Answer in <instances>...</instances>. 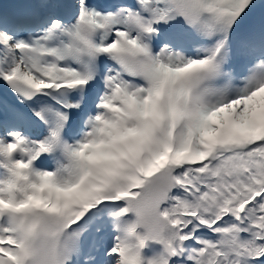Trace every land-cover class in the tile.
<instances>
[{"label": "snow or ice", "instance_id": "6c2138e0", "mask_svg": "<svg viewBox=\"0 0 264 264\" xmlns=\"http://www.w3.org/2000/svg\"><path fill=\"white\" fill-rule=\"evenodd\" d=\"M0 264H264V0H0Z\"/></svg>", "mask_w": 264, "mask_h": 264}]
</instances>
